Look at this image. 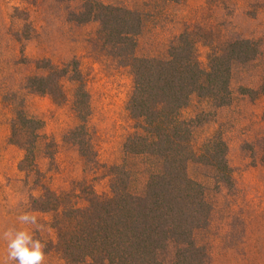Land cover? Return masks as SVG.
<instances>
[{
    "label": "trees",
    "instance_id": "1",
    "mask_svg": "<svg viewBox=\"0 0 264 264\" xmlns=\"http://www.w3.org/2000/svg\"><path fill=\"white\" fill-rule=\"evenodd\" d=\"M178 3L81 0L67 14L77 25L94 24L87 44L98 43L106 57L128 69L129 131L117 163L97 158L80 63L46 57L34 62L26 86L57 106L69 105L76 123L64 140L81 159L82 174L64 185L54 183L45 164L56 161L57 144L42 132L40 120L22 111L10 121L7 142L21 150L17 170L38 192L29 197L31 210L50 217L46 253L66 264H210L198 236L209 226L216 197L234 183L225 141L211 135L199 142L197 131L210 122L211 108L230 104L233 74L261 56L262 40L227 30L213 37L211 26L218 21L213 19L210 25L197 20L160 41L164 16ZM245 6L255 18L264 0ZM20 15L27 34L29 15ZM64 82L72 86L70 95ZM241 91L264 95L262 87ZM102 184L106 189L100 190Z\"/></svg>",
    "mask_w": 264,
    "mask_h": 264
},
{
    "label": "rangeland",
    "instance_id": "2",
    "mask_svg": "<svg viewBox=\"0 0 264 264\" xmlns=\"http://www.w3.org/2000/svg\"><path fill=\"white\" fill-rule=\"evenodd\" d=\"M80 1L0 0V230L15 224L21 211H32L29 197L38 194L31 181H26L17 170L21 150L7 142L15 112L22 111L40 120L42 132L56 142V161L45 164L55 184L64 185L82 174L81 159L64 140L76 123L69 105L57 106L48 96L37 95L26 86L34 75L35 60L46 57L54 63L71 59L80 63L90 95V127L97 158L106 164L117 163L121 158V146L129 131L125 107L131 78L128 69L118 67L106 57L98 43L87 44L96 28L94 24L67 21V14ZM254 1L257 0H249ZM246 2L180 0L168 8L161 23L164 28L160 41L169 32L181 31L197 20L204 24L213 19H218L211 26L213 37L222 36L227 30L231 35L262 40L261 56L236 68L230 104L211 108L210 122L197 131L199 142L211 135L225 141L234 183L231 190L216 197L209 226L198 236L207 245L210 264H264V95L250 97L241 91L260 87L264 90V11L253 18L247 14ZM23 10L31 24L27 34L22 31L23 21L19 17ZM150 42L151 39L146 45ZM199 55L204 62L206 49L202 46ZM64 90L70 95L72 86L64 82ZM101 189H106L104 184ZM37 214L47 225V231L38 234L45 241L52 235L50 217ZM5 259L6 247L0 241V264ZM46 264L66 263L56 254L47 253Z\"/></svg>",
    "mask_w": 264,
    "mask_h": 264
},
{
    "label": "clouds",
    "instance_id": "3",
    "mask_svg": "<svg viewBox=\"0 0 264 264\" xmlns=\"http://www.w3.org/2000/svg\"><path fill=\"white\" fill-rule=\"evenodd\" d=\"M16 221L0 230V241L6 247L2 264H46L48 245L38 234L47 231V225L36 212L27 210L21 211Z\"/></svg>",
    "mask_w": 264,
    "mask_h": 264
}]
</instances>
